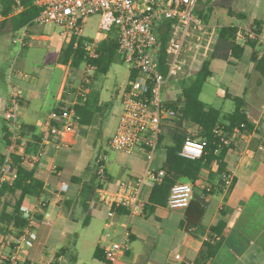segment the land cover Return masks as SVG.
Instances as JSON below:
<instances>
[{
    "label": "crops",
    "instance_id": "1",
    "mask_svg": "<svg viewBox=\"0 0 264 264\" xmlns=\"http://www.w3.org/2000/svg\"><path fill=\"white\" fill-rule=\"evenodd\" d=\"M36 25L34 23L27 27L34 33L32 38L47 41L56 37L63 43L64 39L58 34L49 36L37 29ZM257 49L259 55L264 54L262 43H257ZM245 58L248 63L242 77H249L250 70H256L248 54L242 59ZM65 66L68 65L56 62L55 67L63 69ZM256 72L259 74L257 86L248 95V101L244 95L241 97L246 105L243 110L253 124L254 135L250 140H238L226 154V170L233 178L230 186L220 184L217 175L211 178L210 172L214 174L217 170L214 162L210 169H202L200 178L192 183L193 196L186 207L156 206L150 212L144 209L153 186V180L148 178L140 193L143 212L128 218L126 211L119 208L113 217H109L107 207L98 201L94 188L87 195L86 206L82 205L83 199L79 194L84 182L90 180V176H84L89 164L78 165L80 150L76 146L77 137L75 140L73 136V143L60 145L52 157H42L32 167L35 176L43 181L45 195L26 200L28 210L25 208V212L33 236L19 247L21 264H98L99 260L93 256L95 248L103 249L116 238L120 239L125 223L130 230L129 249L116 264H192L205 241L212 236L218 239L212 227L220 220L227 223V234L214 257L205 264H264V150L258 149V145L264 141V126L261 127L264 124V78ZM26 74L27 77L17 74L13 78V85L22 96L17 110L18 121L35 126L43 134V140L48 138L52 112L62 102L66 71L51 107L45 106L47 87L41 84L40 74ZM226 93L229 98L233 97L227 89L224 98H227ZM100 105L105 104L100 101ZM101 119L97 116L94 126L101 125ZM90 127H86V134H82L77 127V133L86 137L87 144ZM164 159L165 152H156L151 162H147L143 154H132L125 158L126 164L120 166V175L114 177L107 171L109 176L105 185L109 189H116L119 180L140 177L147 166L158 171ZM53 164L58 165V171L52 169ZM40 198L47 200L43 212L34 210ZM92 223L95 230H90L82 238V245H79L75 240L79 239V235L74 226L81 224L89 229ZM98 226H101L100 230H97ZM71 244L73 249L69 250ZM87 250L91 251L89 261L83 257ZM176 254L180 258H176Z\"/></svg>",
    "mask_w": 264,
    "mask_h": 264
},
{
    "label": "built area",
    "instance_id": "2",
    "mask_svg": "<svg viewBox=\"0 0 264 264\" xmlns=\"http://www.w3.org/2000/svg\"><path fill=\"white\" fill-rule=\"evenodd\" d=\"M14 12L22 9L17 0ZM38 7L35 24H54L61 28L58 35L64 40L68 36L75 38L74 46L80 41L85 55L94 58L97 45L105 39L112 28L117 32V53L129 69L128 81L121 91V111L113 134L109 138L111 148L127 155L143 154L147 162H151L156 151L161 148V135L166 125L176 118V108L172 100L163 97L164 86L174 79L183 68L191 69L196 58L198 47H191L195 33L204 34L210 26L196 14L199 0H34ZM98 17L96 37L86 38L83 35L84 24L88 17ZM2 16L0 15V20ZM169 24L165 26V22ZM168 34L162 43L161 36ZM27 27L12 38L13 43L24 46L27 38ZM236 38L256 39L264 46V30L256 32L238 26ZM189 60V61H188ZM84 84L90 82L94 68L86 65ZM191 72L189 71L186 76ZM15 74L27 77L23 71L15 70ZM88 92L85 87L82 95ZM22 96L15 86H11L8 97L2 100V113L9 129V143L0 164V183L12 182L16 177L14 155H18L25 168H32L42 157H52L55 150L62 144L73 143L83 149L86 137L77 133V121L72 109L59 126H48V132L55 140L45 138L35 151H26L29 139L21 133L17 110L21 105ZM215 135L224 145H234L238 140H250L254 132L242 126H235L226 133L221 127H216ZM205 141L187 139L179 155L188 159H197L203 155ZM264 150V141L258 145ZM29 152V153H28ZM52 169L58 171V165ZM156 171L146 167L142 176L135 179H121L116 189H109L105 166L102 160H97L96 177L100 184L96 187L98 201L107 207V215L113 217L117 208L126 211L127 217L143 212L140 198L143 183L148 178H154ZM224 186L232 183V176L224 174ZM159 180V179H158ZM193 196V186L190 181L175 183L166 200L168 208L186 207ZM47 200L40 198L34 206L35 211H45ZM45 213V212H44ZM33 236L30 222L21 230L19 236L9 235L4 246H9V252L2 257V264H21L19 247L21 243ZM130 230L128 224L124 228L120 240L111 242L103 250V264H116L128 251ZM3 246V247H4ZM180 258L179 254L175 255Z\"/></svg>",
    "mask_w": 264,
    "mask_h": 264
},
{
    "label": "trees",
    "instance_id": "3",
    "mask_svg": "<svg viewBox=\"0 0 264 264\" xmlns=\"http://www.w3.org/2000/svg\"><path fill=\"white\" fill-rule=\"evenodd\" d=\"M18 1L22 9L14 12L17 0H0V15L2 16L0 27L4 28L5 34L10 35L12 38L24 28L34 25V19L39 11L38 7L33 3L34 0ZM213 1L207 7L208 13H211L214 9L222 8L229 16L246 17L243 12H237L232 8L231 4L234 0ZM196 12L205 22H208V14H204L202 9ZM164 24L167 26L169 21ZM261 24V21L254 19L250 24V29L261 32ZM237 30V25H222L216 28L215 40L208 58L201 62L195 72L178 79L179 94L173 102V107L177 111L175 126L167 127L160 137L161 140L168 138L170 144L165 148V159L160 173L156 172L155 177L152 178V190L148 202L144 204V209L150 212L156 206H165L169 191L175 183L178 181L194 183L200 178L202 169H210L214 162L217 164V170L214 174L210 172V176L213 178L214 175H217L220 184L224 185L222 176L229 173L226 170L225 157L227 152L233 148V145H224L219 141V138L215 135L216 127H221L228 134L235 126L243 125L245 128L253 130V124L243 110L244 104L241 97L233 96L234 109L224 114L219 109L207 105L199 98L203 84L213 75L210 65L214 59L232 63L241 60L248 54L254 69L264 78V54L259 55L257 40L247 38L243 44H240L236 38ZM160 38L162 43H164L168 38L167 32ZM74 43L75 38L71 35L63 41L57 63L68 65L72 72L77 71L82 64L89 65L94 68L93 79L99 74H105L118 56L117 32L115 28H112L107 37L98 43L96 48L97 55L94 58H89L85 55L80 41L77 42L76 46H74ZM83 85L84 87H89V85ZM225 96L230 97L227 93ZM70 109L74 112L82 134H86V127L93 126L97 116L104 112L103 106L100 105L98 93L90 89L86 94L78 95L68 105L65 102L58 104L52 112L50 125L59 126ZM4 120L2 141L7 146L9 143V129L6 119ZM189 126H194L196 131L193 133L189 132ZM21 133L30 140L26 151H35L41 144L43 134L35 126L22 123ZM47 137L50 140L54 139L50 132H48ZM187 139L205 141L204 152L200 158L188 159L179 155ZM3 158L4 154H0V164ZM13 158L16 171L15 179L12 182L0 183V198L7 195L15 196L12 204L3 201L0 209V236L5 238L12 234L19 236L21 230L26 226L28 221L24 210L26 200L45 195L43 181L35 176V170L23 167L18 155H14ZM90 166L89 164L86 170ZM74 179L80 181V178L75 177ZM99 185L95 170V174L90 177L88 182H84L81 187L79 195L83 199V206H86L85 200L90 190L96 189ZM117 209L119 210V208ZM87 218H89V215H87ZM227 231L228 225L223 220L213 226L212 232L218 236V239L212 236L205 241L192 264H205L210 258L214 257ZM93 256L101 262L105 260V252L99 247L95 248Z\"/></svg>",
    "mask_w": 264,
    "mask_h": 264
},
{
    "label": "rangeland",
    "instance_id": "4",
    "mask_svg": "<svg viewBox=\"0 0 264 264\" xmlns=\"http://www.w3.org/2000/svg\"><path fill=\"white\" fill-rule=\"evenodd\" d=\"M213 2V0H199L196 11L202 9L204 14H208L209 17L206 24L210 26L211 30H207L202 35H200L201 33L194 34L191 47L193 50L198 47V51L196 58L193 60L192 68L180 69L177 76L164 86L163 97L166 100L174 101L179 94L178 79L186 76L189 71L195 72L199 68L201 62L208 58V54L215 40L216 28L222 25H237L242 26L241 28L245 31L250 28L249 24L256 19L262 22L261 30H264V0H234L231 4L232 8L237 12H243L246 15L245 18L229 16L222 8L214 9L211 13H208L207 7ZM97 23V16H90L86 19L83 30V35L86 38L96 37L98 31ZM35 27L43 30V32L49 36L57 35L59 31H61V28L54 24H38ZM39 33L40 32H37V34ZM27 35L25 45L20 46V44L13 43L12 37L5 34V29L0 27V154H4L6 149L2 141V127L5 123V117L2 113V100L6 99L11 91V86L14 84L13 78L17 76L15 70L25 71L26 73L35 72V75L40 74L41 84H45L47 87L46 107H51V105L55 103V95L59 90L60 81L65 71L66 81L64 83L65 87L63 91L64 95L61 100L62 102H65L67 105L70 104L78 95H82L85 89L83 84L87 77L85 72L86 65L82 64L75 72H72L68 66H65L63 69L55 67L62 46L60 39L54 37V39L50 38L45 41L46 39L32 38L34 33L29 30H27ZM244 41L245 38L237 39V42L240 44H243ZM247 63L248 61L246 58L239 62L232 63L221 59L212 60L210 68L213 75L203 84L199 95L200 100L209 106L219 109L222 114L231 112L235 106L232 98H224L223 94L227 89L231 95L238 97L244 95L246 98L245 100L248 101V95L257 86L256 78L259 77V74L254 70H250L249 77H242ZM47 74H49V76ZM128 75L129 69L118 55L105 74H99L95 79H93L92 75L90 82L87 83L89 85L88 88L97 92L99 100L105 105H103V114L98 116L102 118L101 125L94 126L93 124V126L90 127L88 131L90 133L89 143L87 144L86 142L85 147L82 150L79 149L80 158L78 160V165H91L89 169L86 170L84 176L91 177L95 174L97 168L96 163L97 160L100 159L105 166L106 173L108 171L116 177L120 175V166L126 164L125 158L130 156L111 148L109 145V138L115 130L117 118L121 111V91L127 84ZM244 109H246V105ZM169 126H175V120L165 126L164 132ZM262 126H264V124H262L261 127ZM188 130L193 133L196 131V128L194 126H189ZM168 144H170V140L168 138L163 139L161 148L156 152L164 154V150ZM14 200L15 196L12 195L1 197L0 209L3 201L12 204ZM26 207L27 206H25V208ZM26 210L28 209L26 208ZM93 225L94 223L91 224L89 229L88 227H82L81 224L74 226L79 235V239L75 240H78L79 245H82V238L86 236L90 230H95L93 229ZM100 227L101 226H98L97 230H100ZM6 238L0 236V258L9 252V246H4L7 240ZM118 240L120 239L116 238V241ZM71 246L73 245L71 244L68 246L69 250L73 249ZM90 253L91 251L87 250V252L83 254L85 260H90ZM97 263L103 264L101 261H97ZM63 264L70 263L65 262Z\"/></svg>",
    "mask_w": 264,
    "mask_h": 264
}]
</instances>
